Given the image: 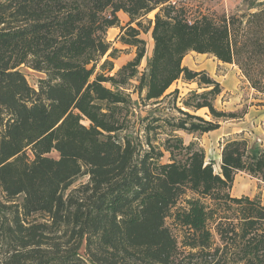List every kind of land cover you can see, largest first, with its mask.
<instances>
[{
    "label": "trees",
    "instance_id": "1",
    "mask_svg": "<svg viewBox=\"0 0 264 264\" xmlns=\"http://www.w3.org/2000/svg\"><path fill=\"white\" fill-rule=\"evenodd\" d=\"M156 9L152 54L139 73L147 31L139 19ZM118 12L130 19L124 27ZM112 27L136 55L109 75ZM234 27L232 18L191 17L169 0H0V264H264V205L229 193L238 172L264 182V148L227 141L215 173L196 143L173 132L203 134L216 123L182 110L183 118L146 116L145 129L169 132L162 149L146 136L142 152L128 134L123 90L138 74L144 102L182 75L213 87L186 107L237 117L213 107L215 82L181 66L195 51L253 68L264 43L241 61ZM22 66L44 74L36 89ZM251 81L264 94V81ZM82 175L88 182L70 192Z\"/></svg>",
    "mask_w": 264,
    "mask_h": 264
},
{
    "label": "rangeland",
    "instance_id": "2",
    "mask_svg": "<svg viewBox=\"0 0 264 264\" xmlns=\"http://www.w3.org/2000/svg\"><path fill=\"white\" fill-rule=\"evenodd\" d=\"M169 2L184 8L191 17L209 16L217 19L225 16L227 19L232 18L235 26L234 39L238 46L237 55L238 58L240 56L241 61H246L250 53L256 52V44L259 40L264 43V0H169ZM157 12L158 9L139 19L147 27V31L142 29L139 35L145 43V55L138 66L139 73L145 70L146 62L152 54L151 31L154 15ZM117 16L120 26L124 27L128 24L130 19L127 14L118 12ZM131 26L137 28L135 22ZM115 28L106 33V41L118 50L116 59H110L113 62V71L109 75L114 74L136 55L135 47L124 45L119 41V27ZM248 64L253 68L245 69L239 62H223L211 53L195 51H188L181 61L182 67L192 72H203L218 85L219 93L212 98L213 107L219 112L235 113L236 118L214 117L207 108L195 110L186 107L184 103L193 93L200 94L213 87L212 85L206 87L198 81V78L186 80L182 75L171 84L160 99L144 102L142 101L144 92L138 93L137 90V78L140 76L138 74L136 78L128 82L123 90L129 95L132 107L128 116L130 122L128 134L140 141L142 152L148 149L145 144L146 136L151 139L154 146L162 149L161 145L169 132V127L162 122H160L162 127L156 130L145 129L147 121L143 118L146 116L150 118L161 116L166 119L183 118L184 116L179 112L182 110L199 116L205 121L216 123V129L203 134L187 133L183 130L173 132L182 138L185 145L190 142L196 143L204 151L205 163L211 162L215 173L220 171L221 150L227 141L245 139L249 142V146L256 145L264 148V94L255 89L251 81L255 79L264 81V51L255 53L254 58ZM20 71L30 86L35 89L38 81L45 77L43 73L24 66L20 67ZM82 124L87 126L88 122L82 121ZM50 156L56 158L57 154L53 152ZM168 160V154L164 152L160 162L168 163ZM87 182L88 176L78 177L70 188V192ZM68 192L69 190L66 194ZM229 193L236 198L257 199L264 205V182L246 172L236 173ZM16 202L20 203L21 197L17 198ZM33 218L39 219L37 216ZM166 224L175 234H178L177 230L172 227L170 219L166 220Z\"/></svg>",
    "mask_w": 264,
    "mask_h": 264
},
{
    "label": "crops",
    "instance_id": "3",
    "mask_svg": "<svg viewBox=\"0 0 264 264\" xmlns=\"http://www.w3.org/2000/svg\"><path fill=\"white\" fill-rule=\"evenodd\" d=\"M112 29H116L115 27H112V28H110V29H108V30H112ZM108 32V31H107Z\"/></svg>",
    "mask_w": 264,
    "mask_h": 264
}]
</instances>
